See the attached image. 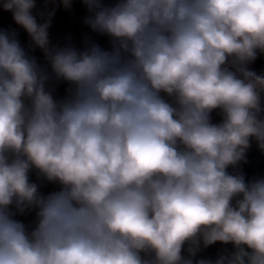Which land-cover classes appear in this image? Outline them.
I'll use <instances>...</instances> for the list:
<instances>
[{"label":"clouds","instance_id":"obj_1","mask_svg":"<svg viewBox=\"0 0 264 264\" xmlns=\"http://www.w3.org/2000/svg\"><path fill=\"white\" fill-rule=\"evenodd\" d=\"M77 5L92 35L54 41ZM0 14V264H264V0Z\"/></svg>","mask_w":264,"mask_h":264},{"label":"crops","instance_id":"obj_2","mask_svg":"<svg viewBox=\"0 0 264 264\" xmlns=\"http://www.w3.org/2000/svg\"><path fill=\"white\" fill-rule=\"evenodd\" d=\"M38 8L43 7V0H37ZM86 12L80 8L78 5L75 10L71 13H66L63 10H58L57 16L54 18L53 28L51 29L52 38L54 41H64V37L71 36L73 41L77 44L81 43L85 36H91L92 34L82 23L83 16ZM11 25V20L9 15L0 14V26ZM14 26V25H12ZM96 38V37H93ZM101 44H107L106 38H96ZM264 66V65H263ZM249 163L244 165L243 168L245 172L251 176L255 174L264 175V154H261L253 144L252 148L248 153ZM33 179L35 176L33 175ZM51 186H47L44 190L47 191ZM225 246L217 244L204 250L200 253L201 258L214 259L217 255L223 252ZM231 247V246H227Z\"/></svg>","mask_w":264,"mask_h":264},{"label":"trees","instance_id":"obj_3","mask_svg":"<svg viewBox=\"0 0 264 264\" xmlns=\"http://www.w3.org/2000/svg\"><path fill=\"white\" fill-rule=\"evenodd\" d=\"M263 65H264V63H258V64H257V67H258V68H261V69H264V66H263Z\"/></svg>","mask_w":264,"mask_h":264},{"label":"built area","instance_id":"obj_4","mask_svg":"<svg viewBox=\"0 0 264 264\" xmlns=\"http://www.w3.org/2000/svg\"><path fill=\"white\" fill-rule=\"evenodd\" d=\"M215 259V258H214Z\"/></svg>","mask_w":264,"mask_h":264}]
</instances>
